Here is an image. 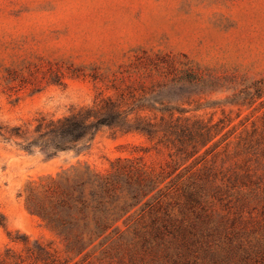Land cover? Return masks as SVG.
<instances>
[{
  "label": "trees",
  "instance_id": "1",
  "mask_svg": "<svg viewBox=\"0 0 264 264\" xmlns=\"http://www.w3.org/2000/svg\"><path fill=\"white\" fill-rule=\"evenodd\" d=\"M66 74L100 81L112 93L99 91L89 104L59 116L0 123L1 142L46 157L80 154L106 129L142 136L151 146L139 150L165 148L168 156L159 169L142 155L116 157L103 171L72 165L28 187L25 209L54 231L66 251L87 255L132 233V246L162 245L170 264H264V176L247 164L231 173L217 164L219 155L222 161L229 157L227 139L234 128L224 129L230 120L187 115L159 97L172 85H206L210 77L199 65L183 53L141 50L109 76L72 65L64 71L47 62L5 68L3 81L7 89L12 82L39 89L42 80L64 85ZM252 140L238 138L236 151L256 154ZM11 241L21 247L4 248L0 264H68L51 242L19 233Z\"/></svg>",
  "mask_w": 264,
  "mask_h": 264
},
{
  "label": "rangeland",
  "instance_id": "2",
  "mask_svg": "<svg viewBox=\"0 0 264 264\" xmlns=\"http://www.w3.org/2000/svg\"><path fill=\"white\" fill-rule=\"evenodd\" d=\"M141 50L183 53L201 67L210 77L206 85H172L162 90L160 99L188 110L187 115L229 119L224 129L234 128L227 139L229 157L222 161L219 155L217 164L228 173L247 164L264 176V0H0V123L22 124L39 114L59 116L89 104L99 91L112 93L100 81L68 74L64 85L42 80L34 89L28 82H12L7 89L5 68L51 62L64 71L72 65L109 76ZM240 137H251L258 152L251 157L238 153ZM140 146L151 144L142 136L113 135L106 129L80 154L69 151L55 157L26 153L0 141V252L20 249L11 241L19 233L51 242L68 264H170L162 245L132 246V233L111 247L74 255L24 207L28 187L72 165L103 171L116 157L142 155L159 169L168 160L165 148L143 152Z\"/></svg>",
  "mask_w": 264,
  "mask_h": 264
}]
</instances>
